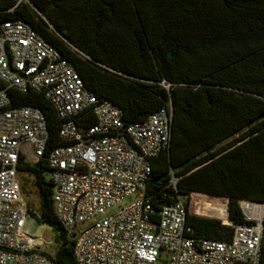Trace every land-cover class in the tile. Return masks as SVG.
<instances>
[{"label": "trees", "instance_id": "trees-1", "mask_svg": "<svg viewBox=\"0 0 264 264\" xmlns=\"http://www.w3.org/2000/svg\"><path fill=\"white\" fill-rule=\"evenodd\" d=\"M1 0L0 23L21 19L53 45L84 86L121 110L126 122L171 107L170 139L152 161L146 192L159 208L173 190L187 195L192 236L227 241L233 227L190 212L248 223L240 200L264 203V0ZM0 82V88H2ZM12 105L40 109L47 149L61 124L41 93L8 91ZM77 123H93L90 110ZM39 197L28 214L54 231L56 264H75L74 239L58 221L45 161H20ZM22 187V185H21ZM212 197H210V196ZM242 205L248 204L246 201ZM260 214L264 204L254 206ZM196 212V211H195ZM260 264H264V215Z\"/></svg>", "mask_w": 264, "mask_h": 264}, {"label": "built area", "instance_id": "built-area-1", "mask_svg": "<svg viewBox=\"0 0 264 264\" xmlns=\"http://www.w3.org/2000/svg\"><path fill=\"white\" fill-rule=\"evenodd\" d=\"M1 1V0H0ZM0 264H56L41 241L21 231L28 215L20 161H45L52 204L72 235L75 264H260L262 202L240 200L248 223L236 224L229 240L192 236L186 224L187 195L176 187L159 208L146 189L152 161L170 139L171 107L128 123L113 102L86 88L62 54L21 19L0 23ZM41 93L61 119V144L47 149L40 109L12 105L8 91ZM90 110L93 123L77 116ZM246 201L248 204L242 205Z\"/></svg>", "mask_w": 264, "mask_h": 264}, {"label": "rangeland", "instance_id": "rangeland-1", "mask_svg": "<svg viewBox=\"0 0 264 264\" xmlns=\"http://www.w3.org/2000/svg\"><path fill=\"white\" fill-rule=\"evenodd\" d=\"M19 1V0H18ZM20 180L22 185V190L24 193V198L34 212H37L39 207V197L36 187L33 185L32 177L27 174H20ZM210 196V195H208ZM212 197V196H210ZM224 204L226 200L224 198ZM206 205H200V210H194L190 208V212L207 217H214L211 214L209 208H204ZM196 211V212H195ZM21 231L28 236L37 237L41 241L39 249L48 254H53L56 247L54 239V231L47 225L39 223L35 216L27 215L24 220V224Z\"/></svg>", "mask_w": 264, "mask_h": 264}, {"label": "water", "instance_id": "water-1", "mask_svg": "<svg viewBox=\"0 0 264 264\" xmlns=\"http://www.w3.org/2000/svg\"><path fill=\"white\" fill-rule=\"evenodd\" d=\"M28 3H30V5L34 8V9H36V11L37 12H39V10L34 6V4L30 1V0H26ZM228 219H229V217H228Z\"/></svg>", "mask_w": 264, "mask_h": 264}, {"label": "crops", "instance_id": "crops-1", "mask_svg": "<svg viewBox=\"0 0 264 264\" xmlns=\"http://www.w3.org/2000/svg\"><path fill=\"white\" fill-rule=\"evenodd\" d=\"M226 200V199H225Z\"/></svg>", "mask_w": 264, "mask_h": 264}]
</instances>
